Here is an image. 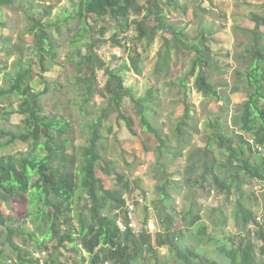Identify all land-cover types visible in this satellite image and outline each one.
Listing matches in <instances>:
<instances>
[{
	"label": "trees",
	"instance_id": "obj_1",
	"mask_svg": "<svg viewBox=\"0 0 264 264\" xmlns=\"http://www.w3.org/2000/svg\"><path fill=\"white\" fill-rule=\"evenodd\" d=\"M16 1L0 0V10L13 8ZM255 1L261 2L264 8V0ZM163 4L188 16L190 9L181 4L180 0H166L164 3L161 0H73L74 15L55 25L50 22L45 25L42 19L29 18L31 25L25 33L34 37L32 49L38 59L37 63L20 66L7 75L8 87L0 86V102L9 97L19 101L16 111L0 113V117L9 120L13 114H18L24 118L21 133L0 129V138H8L10 143L18 142L27 146V153L23 157H0V264H68L62 260L60 252V248L66 244L72 246L71 250L77 257L81 255L72 264H139V258L144 259L147 254L155 258L157 249H166L175 261L182 264H220L209 256L210 245L217 246L223 264H264V213L257 214L260 200L247 188L253 182L264 185L262 35L257 32L258 41L250 49L249 57H243L251 61V66L242 78L245 82H239L247 98L239 106L238 114L231 118L232 124L229 125V117L224 116V113L208 122L206 129L210 136L206 139L205 149L196 148L187 158V166L190 168L186 180L188 187L199 188L206 198L215 195L223 198L225 203H231L235 211L233 229L237 234L226 241L218 239L214 233H209V226L201 222V215L196 214L194 209L182 217L187 229L184 230V226L175 229L176 219L169 204L172 195L168 188L173 183L177 185L178 181H173L175 175L163 164V158L176 162L185 156L187 147L177 148L172 154L167 138L153 127L150 108L162 110V106L152 96L154 90L149 91L146 98L136 99L132 89L126 87L125 74L137 67L138 57H129L131 68L127 62L120 67H107L96 54L101 43L92 38L89 25L93 18L98 21H114L119 27L111 37L114 47L124 49L131 43L146 40L149 49L157 35L162 33L172 37L175 55L181 52L186 56L195 54L191 69L182 73L176 79L177 82L169 86L168 91V96L185 105L184 115L174 120L173 130L185 143L192 129V110L187 100L191 79H194L193 87L203 97L216 101L223 98L210 74L215 57L208 45V35L201 32L198 37H191L185 27L172 23L164 15ZM52 9L49 7L46 10V17L51 15ZM251 20L255 24L252 31L254 34L264 28V13H252ZM0 27L5 28L6 25L0 22ZM51 32L60 40L53 37ZM102 34H105V29ZM132 34L135 37L131 38ZM62 38L65 41L62 42ZM1 43L0 35V55ZM64 44L71 47L68 60L76 68L77 86L81 87L80 110L85 116L83 133L86 135V143L82 146L74 144L73 125L67 118L59 114L47 115L41 103L42 97L56 92L60 95L63 91L62 84L50 81L44 75L50 71V67L57 66L59 48ZM162 48L164 51L159 57V73L171 61L169 46L163 45ZM35 66L39 68L38 73H35ZM6 70L0 67V84L1 75ZM99 70H105L107 76L105 89L101 92L96 86ZM37 77L44 87L40 93L35 91L32 84ZM96 94L104 98L107 104L93 116L89 106ZM127 100L134 106L142 132L150 134L159 142L155 152L160 154L162 164L159 162L156 167L162 168L165 180L160 187V203L163 205L160 210L161 231L156 233L155 239L149 232L139 231L137 235L130 230L126 234L121 233L116 225V212L126 206L128 199L138 200V197L126 196L134 190L124 175H116L121 187L119 189H106L97 175L98 168L102 172L105 170L102 163L106 166L112 164L107 163L101 155L106 150L105 141L113 132L112 127L107 132L106 125L110 123L112 115H118L124 120L122 111ZM223 101L229 103L228 98ZM128 129L136 136L129 124ZM178 172L181 171L176 174ZM28 195L29 200L42 204L40 212L33 214L36 219L41 217L42 220L34 230L21 223L19 225L15 218L5 216L2 210V205L11 203L13 198ZM143 197L147 201L145 195ZM78 199L84 201L82 208L76 205ZM226 220H223V224H227ZM45 225H48V229L44 232L42 226ZM196 226L197 231L193 230V234L191 230ZM186 231H189L187 234L192 238L194 246L183 243ZM39 232H43L41 237ZM16 238L33 244L34 251L30 249L33 247L16 244ZM50 243H53L52 248ZM39 253L47 258L38 257ZM155 264L160 263L156 260Z\"/></svg>",
	"mask_w": 264,
	"mask_h": 264
},
{
	"label": "rangeland",
	"instance_id": "obj_2",
	"mask_svg": "<svg viewBox=\"0 0 264 264\" xmlns=\"http://www.w3.org/2000/svg\"><path fill=\"white\" fill-rule=\"evenodd\" d=\"M161 1L164 3L166 0ZM180 2L187 5L190 9L187 17L182 12H176L171 7L163 4L164 15L172 23H179L182 27H185L193 38L198 37L201 32H206L208 45L215 57V64L213 69L211 68L210 70L212 82L218 85V90L223 100L229 99V103H225L223 100L216 101L203 97L193 87L194 79H191L187 100L192 110L190 114L192 117V129L187 134L185 143L173 132L175 127L174 120L184 115L185 105L182 101L168 96V91L169 86L180 78L182 73L191 69L193 59L196 57L195 54L186 56L184 52H181L175 55L172 37L169 34L162 33L157 35L153 46L149 49L147 48L149 44L146 40L141 43H131L124 49L114 47L111 37L116 32V29H119L114 21L110 19L98 21L93 18L89 21V25L92 28V38L101 43L96 49V54L103 59L107 67H120L124 62H127L131 68L132 62L129 57H138L137 67L127 71L125 74L126 87L132 89L136 99H144L148 96L149 91L154 90L152 96L155 102L162 106V110L155 111L150 108L153 114L151 120L153 127L158 129L160 135L167 138L172 154L177 148L187 147L185 156L176 162H173L172 159L163 158V164H166L170 168V172L175 175L172 177L173 181H178L177 185L173 183L168 188L169 193L172 195L169 204L172 208V215L176 219L175 229L177 227L180 229L183 226L184 230L187 229L182 217L188 214L191 209H194L196 214L201 215V222L209 226V233H214L218 239L226 241L233 234H237L233 229L235 221L233 205L228 202L225 203L223 198L215 195L206 198L199 188L188 187L186 180L189 178L190 168L187 166V158L194 149H205L206 139L210 136L206 129L208 122L213 121L224 113V116L227 115L229 117L228 123L231 125V118L238 114L239 106L246 100L247 93L242 83L239 84V82H245L242 81V78H244L245 71L251 66V61L243 59V57H249L250 49L255 45V41H258L256 39L259 37L257 32L262 35L260 46L264 49V28H260L255 34L252 32L255 29V24L251 20V14H263L264 8L261 2L255 0H180ZM49 7L53 9L51 15L46 17L45 13ZM74 13L73 0H17L13 8L0 10V22L6 25L5 28L0 27L2 38L0 67L7 68L1 75L0 86L2 88L8 87L7 75L18 70L22 65L37 63L38 59L32 49L34 37L25 33L31 25L29 18L42 19L45 25H48L49 22L55 25L59 21L66 20L68 16L74 15ZM104 29L105 34L103 35L102 31ZM51 34L57 39L56 34L52 32ZM133 37H135V34H132L131 38ZM62 39V42L65 41L64 38ZM57 40H60V38ZM62 42L60 43L63 44ZM163 45L169 46L171 61L164 66L165 70L162 69L159 73L158 66L161 62L159 57L164 51ZM70 50L71 47L69 45H62L59 48L57 66L50 67V71L44 75L50 81H57L62 84V93L60 95L57 92L46 95L42 97L41 103L47 115L59 114L67 118L73 125L74 133L72 137L74 144L82 146L86 143V135L83 133L85 116L81 114L80 110L81 94L79 91H81V87L77 86L76 68L68 60ZM38 72L39 68L35 66V73ZM97 81L96 86L98 91L101 92L105 89L107 81L105 70L97 72ZM32 84L37 93L43 91L44 87L40 85L38 77L35 78ZM106 104V100L96 94L94 100L90 103L89 111L95 116L106 107ZM18 105L19 101L17 98L9 97L6 100L4 99L0 102V113L16 111ZM122 115L124 120L119 118L118 115H112L110 123L106 125L107 132L109 127L113 128V132L105 141L106 150L102 151L101 155L107 163L112 162V164L106 166L102 163L101 166L105 170L102 172L98 168L97 175L106 189L121 188L116 175H124L134 190L133 193L127 194V197H132L131 195H133L138 197V199H144L143 195H145L147 198L146 204L137 205L138 230L147 232L148 221L153 219L156 222L159 219L157 224L158 231L153 234L155 239L156 233L161 231L160 210L163 205L160 203V187L164 183L163 180H165L161 173L162 168L156 167L159 162L162 164L160 154L155 152V147L159 145V142L150 134L142 132L135 115L134 106L129 103V100L125 103ZM23 119L18 114H13L9 120L0 117V129L19 134L23 131ZM128 124L133 128L132 130L136 133V136L131 134ZM26 153V145L18 142L10 143L8 138H0V157L20 158ZM177 171L181 172L176 174ZM247 188L253 196H258L260 207L256 211L258 215L263 214L264 185L253 182L247 185ZM28 198L29 195L13 198L10 200L11 203L2 205V210L5 216L13 217L18 221V224H24L30 230H34L37 227L36 224L42 220L41 217L36 219L33 214L37 213V211L40 212L42 204L33 202ZM76 205H80V208H82L84 201L78 199ZM224 219H227V224H223ZM74 224L78 228L76 221ZM42 227L44 232L48 229V225ZM197 227L191 230L193 234L197 231ZM188 232L186 231L184 234L183 243L186 246H194L192 238L187 234ZM41 233L43 232L38 233L40 237ZM15 242L21 247H33L30 249L34 251L35 246L21 238H16ZM255 242L257 243L258 240H255ZM49 246L52 248L53 243H50ZM71 249L72 246L69 244L60 248V252L63 255L62 260L68 264L78 261L81 257V255L77 257ZM208 249L210 252L209 256L213 260H217L220 264L224 263L220 253L217 251V246L210 245ZM9 253L12 255L11 252ZM83 254L85 255V253ZM37 256L44 259L47 258L41 253ZM156 260L160 264H182L175 261L174 256L170 255L166 249H157L155 258L147 254L144 259L139 258L138 263L149 262L150 264H155Z\"/></svg>",
	"mask_w": 264,
	"mask_h": 264
},
{
	"label": "built area",
	"instance_id": "obj_3",
	"mask_svg": "<svg viewBox=\"0 0 264 264\" xmlns=\"http://www.w3.org/2000/svg\"><path fill=\"white\" fill-rule=\"evenodd\" d=\"M146 204V200L144 199H128L126 201V206L123 209L116 212V225L121 230L122 234L128 233L130 230L134 232V234L139 235L140 232L138 230V220H137V205ZM159 220L155 222V220L150 219L147 223V232L154 234L158 231L157 224Z\"/></svg>",
	"mask_w": 264,
	"mask_h": 264
},
{
	"label": "clouds",
	"instance_id": "obj_4",
	"mask_svg": "<svg viewBox=\"0 0 264 264\" xmlns=\"http://www.w3.org/2000/svg\"><path fill=\"white\" fill-rule=\"evenodd\" d=\"M137 213H138V208H137ZM137 220H138V218H137Z\"/></svg>",
	"mask_w": 264,
	"mask_h": 264
},
{
	"label": "crops",
	"instance_id": "obj_5",
	"mask_svg": "<svg viewBox=\"0 0 264 264\" xmlns=\"http://www.w3.org/2000/svg\"><path fill=\"white\" fill-rule=\"evenodd\" d=\"M157 220H159V219H157Z\"/></svg>",
	"mask_w": 264,
	"mask_h": 264
}]
</instances>
